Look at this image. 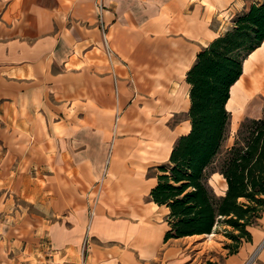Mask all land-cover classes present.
Segmentation results:
<instances>
[{"label":"crops","instance_id":"1","mask_svg":"<svg viewBox=\"0 0 264 264\" xmlns=\"http://www.w3.org/2000/svg\"><path fill=\"white\" fill-rule=\"evenodd\" d=\"M262 1L0 0V197L45 212L23 243L34 229H10L0 202V264L214 262L218 234L166 238L150 193L191 130L197 54ZM262 100L264 41L230 89L232 135ZM248 231L223 264H264V210Z\"/></svg>","mask_w":264,"mask_h":264},{"label":"trees","instance_id":"2","mask_svg":"<svg viewBox=\"0 0 264 264\" xmlns=\"http://www.w3.org/2000/svg\"><path fill=\"white\" fill-rule=\"evenodd\" d=\"M263 41L264 0L238 13L230 29L201 49L187 73L191 130L177 139L169 160L157 166L158 182L150 193L170 209L166 238L210 234L223 218L239 232L229 233L231 238L251 240L247 227L264 210V115L244 118L234 143L225 151L223 144L231 124L230 89L244 60ZM215 173L227 183L224 195L209 183Z\"/></svg>","mask_w":264,"mask_h":264},{"label":"rangeland","instance_id":"3","mask_svg":"<svg viewBox=\"0 0 264 264\" xmlns=\"http://www.w3.org/2000/svg\"><path fill=\"white\" fill-rule=\"evenodd\" d=\"M260 103L262 106V116H263L264 115V100H262ZM234 135L235 134L232 135L231 131H229L228 138L223 144V151H225L226 148H228L227 146L230 147L234 143V140H235ZM223 157L224 155L220 157L219 162L223 159ZM222 182H223L222 177L219 175H214L209 179V183L213 187L217 195L225 194V193H222V188H221ZM31 200L32 198H28L27 200H24L22 198L21 200L19 197L17 196L14 197L11 195L10 196L7 195V197L5 196L0 197V202H4V201L5 203L10 202V206L6 208L7 210L5 213V215L7 216V219L9 220L8 224L10 226V229H13L14 226H18V229L20 230L19 225L22 224L28 230L29 229L33 230L34 229L33 224H35L36 217H39L40 215L45 214V212L40 211L37 208V206H35V203L31 202ZM241 201H245V200L241 199ZM262 213H263L262 211L257 212L255 216L251 219L253 222L252 223L253 225L257 224ZM249 227L251 226H248L247 229H249ZM212 232L217 233L218 236L212 237V239L208 243L209 247L212 248V251H211V254L213 256L212 261H214L210 263L223 264L225 256H227L228 254L235 253L238 250L241 243H243L244 241L248 242L247 238L242 239L241 242L235 238H231L229 233L237 235L239 232L238 230L234 229L232 226L226 224L223 218L215 225ZM36 236L37 235L35 234V229H34L33 232L30 234V236L25 237L26 240H23L24 241L23 243H27L28 241H32L35 243L36 240L34 238ZM43 239L45 238L43 237ZM38 248L39 247L37 246V249ZM80 252H83V249L82 251L80 249Z\"/></svg>","mask_w":264,"mask_h":264},{"label":"built area","instance_id":"4","mask_svg":"<svg viewBox=\"0 0 264 264\" xmlns=\"http://www.w3.org/2000/svg\"><path fill=\"white\" fill-rule=\"evenodd\" d=\"M99 8H102V4L99 5ZM263 244H264V240H263Z\"/></svg>","mask_w":264,"mask_h":264},{"label":"bare ground","instance_id":"5","mask_svg":"<svg viewBox=\"0 0 264 264\" xmlns=\"http://www.w3.org/2000/svg\"><path fill=\"white\" fill-rule=\"evenodd\" d=\"M211 234V233H210Z\"/></svg>","mask_w":264,"mask_h":264}]
</instances>
